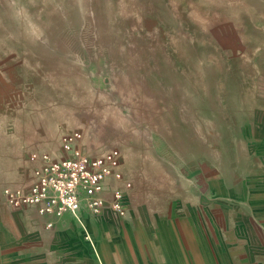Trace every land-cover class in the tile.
Segmentation results:
<instances>
[{
    "label": "rangeland",
    "instance_id": "rangeland-1",
    "mask_svg": "<svg viewBox=\"0 0 264 264\" xmlns=\"http://www.w3.org/2000/svg\"><path fill=\"white\" fill-rule=\"evenodd\" d=\"M76 130L89 156L122 152L127 213L85 208L49 229L11 210L3 194L32 183L33 155L63 156ZM238 199L264 219V0H0L4 264L57 261L100 227L212 234Z\"/></svg>",
    "mask_w": 264,
    "mask_h": 264
},
{
    "label": "crops",
    "instance_id": "crops-1",
    "mask_svg": "<svg viewBox=\"0 0 264 264\" xmlns=\"http://www.w3.org/2000/svg\"><path fill=\"white\" fill-rule=\"evenodd\" d=\"M32 166L38 167V163ZM109 181L114 186L109 188L108 185L103 196L111 200L113 192L122 184L112 178ZM129 192L128 200L131 197ZM3 198L6 201L4 194ZM237 202V218L219 221L221 225L212 234L205 232L207 226L204 221L198 224L145 223L100 227L92 231L98 237L96 245L90 243L62 252L54 262L50 252H45L37 260L33 256L24 259L27 261L24 264H264V219L256 212L254 205L251 206V202L241 203L239 199ZM28 209L37 213L33 207L22 210L11 208L18 212ZM82 210H86L85 207ZM37 214L43 221L47 219L46 227L49 222L55 226L65 217H73L71 214L60 218ZM71 222L75 226L74 221ZM0 264H4L1 251Z\"/></svg>",
    "mask_w": 264,
    "mask_h": 264
},
{
    "label": "built area",
    "instance_id": "built-area-1",
    "mask_svg": "<svg viewBox=\"0 0 264 264\" xmlns=\"http://www.w3.org/2000/svg\"><path fill=\"white\" fill-rule=\"evenodd\" d=\"M82 140L83 133L76 130L62 137L63 156L33 155L39 162L32 183L27 187L6 189L4 196L8 205L15 210L33 207L42 216L58 218L65 214L76 218L83 207L101 215L110 207L123 217L127 213V193L132 183L121 171L122 152L112 149L103 155L89 156L81 147ZM109 178L122 184L113 192L111 200L103 196ZM53 226V222L47 224L48 228Z\"/></svg>",
    "mask_w": 264,
    "mask_h": 264
}]
</instances>
